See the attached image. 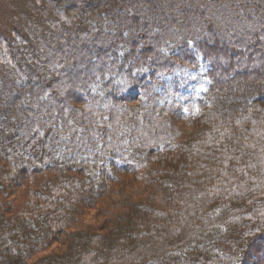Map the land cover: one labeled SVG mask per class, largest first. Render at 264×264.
I'll return each instance as SVG.
<instances>
[{
    "label": "trees",
    "instance_id": "trees-1",
    "mask_svg": "<svg viewBox=\"0 0 264 264\" xmlns=\"http://www.w3.org/2000/svg\"><path fill=\"white\" fill-rule=\"evenodd\" d=\"M26 4L0 34V264H264V0ZM178 67L205 82L188 129Z\"/></svg>",
    "mask_w": 264,
    "mask_h": 264
},
{
    "label": "rangeland",
    "instance_id": "rangeland-1",
    "mask_svg": "<svg viewBox=\"0 0 264 264\" xmlns=\"http://www.w3.org/2000/svg\"><path fill=\"white\" fill-rule=\"evenodd\" d=\"M26 3L27 0H0L1 35L5 36V34H2V32L8 33L9 30L6 29L11 25L12 27L15 26L16 21L14 20V16L20 17L27 13ZM139 71L144 74L149 73V69H147V67H142ZM198 74V70L196 69L178 67L174 73L160 77L159 80L160 83L166 85L168 89L173 92L169 103L173 104L175 101H179L175 108V110L178 112L175 122L177 125L185 129L189 128L186 126L189 125V123L183 113L184 106L185 104L191 102L190 97L203 89L205 83L204 79H202ZM134 96L136 101L130 106L129 119L134 116L142 119L144 110L139 106L148 101L149 97L146 96L143 91L138 90L134 92ZM150 98L152 107L156 106L157 104H165L168 101L165 95L159 91L158 86L151 92Z\"/></svg>",
    "mask_w": 264,
    "mask_h": 264
}]
</instances>
